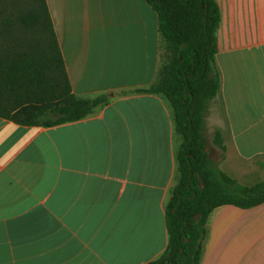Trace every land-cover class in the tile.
Here are the masks:
<instances>
[{
  "label": "crops",
  "instance_id": "1",
  "mask_svg": "<svg viewBox=\"0 0 264 264\" xmlns=\"http://www.w3.org/2000/svg\"><path fill=\"white\" fill-rule=\"evenodd\" d=\"M215 2L218 166L241 183L264 173V0ZM45 4L71 92L108 103L53 127L0 117V264H148L167 244L180 143L167 100L134 92L156 78L157 15L145 0ZM199 264H264V202L214 208Z\"/></svg>",
  "mask_w": 264,
  "mask_h": 264
},
{
  "label": "trees",
  "instance_id": "2",
  "mask_svg": "<svg viewBox=\"0 0 264 264\" xmlns=\"http://www.w3.org/2000/svg\"><path fill=\"white\" fill-rule=\"evenodd\" d=\"M157 15L167 62L160 79L135 93L163 96L173 112L178 179L164 209L167 244L148 264H199L207 219L219 206L264 202V178L243 185L225 174L207 149L205 119L220 92L215 64L220 13L215 0H145ZM6 2V5L3 3ZM0 0V117L27 127L79 121L108 98L71 92L45 0ZM212 143L223 159L222 131ZM256 164L264 170V161Z\"/></svg>",
  "mask_w": 264,
  "mask_h": 264
},
{
  "label": "rangeland",
  "instance_id": "3",
  "mask_svg": "<svg viewBox=\"0 0 264 264\" xmlns=\"http://www.w3.org/2000/svg\"><path fill=\"white\" fill-rule=\"evenodd\" d=\"M14 1H15L14 5H17V7L23 6L22 4H24V0H14ZM3 3L6 5V2H3ZM166 55L167 54L165 51V47H164V45H162L160 50H159V62H158V69H157V74H156V78H155V83H157L159 81V79H160L159 73L162 70L163 65L167 62ZM210 107H211V109H210L209 118L205 121V132H204V134H205V137L207 140V149H208L209 155L213 161H216L219 164L220 161L222 160V159H220L222 151L218 147L213 145V143H212V137H213V133L215 130L214 123H213V117H214V114H213L214 110L213 109L214 108H213V106H210ZM178 139H180V138H178ZM176 151H177V149L175 150V161H176ZM176 165H177V161H176ZM230 174L232 175L233 178H235L237 180L238 176H236L235 173H230ZM178 175L179 174L177 171V179H178ZM255 176L256 177H252V178L247 177L246 181H242L241 183L245 184V185H252L253 183L264 178V173L261 171V172L256 173ZM169 197H170V195H169Z\"/></svg>",
  "mask_w": 264,
  "mask_h": 264
}]
</instances>
